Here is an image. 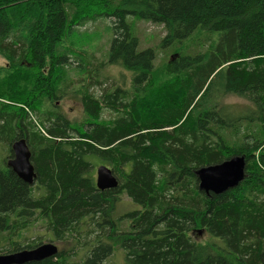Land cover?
I'll use <instances>...</instances> for the list:
<instances>
[{
  "label": "trees",
  "instance_id": "obj_1",
  "mask_svg": "<svg viewBox=\"0 0 264 264\" xmlns=\"http://www.w3.org/2000/svg\"><path fill=\"white\" fill-rule=\"evenodd\" d=\"M99 15L113 38L96 68L120 67L129 86L96 97L82 83L72 93L86 117L74 123L59 104L70 55L81 58L69 37ZM129 17L163 24L159 49L177 55L157 63V49L140 50ZM0 53V146L11 157L26 138L37 173L34 188L0 160V233L36 218L51 240L81 223L99 229L80 262L62 249L24 264H102L116 246L123 264H264V0H0ZM102 103L119 115L102 118ZM235 155L247 162L238 186L199 188L198 169ZM89 156L110 165L117 187H96ZM123 193L142 209L115 217ZM197 230L210 238L196 241ZM42 243L11 240L8 251Z\"/></svg>",
  "mask_w": 264,
  "mask_h": 264
},
{
  "label": "rangeland",
  "instance_id": "obj_2",
  "mask_svg": "<svg viewBox=\"0 0 264 264\" xmlns=\"http://www.w3.org/2000/svg\"><path fill=\"white\" fill-rule=\"evenodd\" d=\"M128 21L132 25L133 33L139 38L140 50L147 47H153L155 50L157 49V63H161L164 57L166 58L165 60L168 61L177 55L172 50L165 51L159 49V43L166 34L163 24L147 20H134L133 17H129ZM83 23L84 24L79 28L78 26L74 27L72 30L73 32L69 37L74 45L73 51L79 54V57L81 58L70 55L71 64L67 68V74L69 75L67 92L59 101L61 110L74 123H82L86 117L83 103L75 96V93H72L75 88L81 87L82 83H89V91L96 97H100L103 91L120 88L121 86L128 89L127 87L129 86V77L127 75L125 76V82H122V80L119 79V77H122L120 67L110 65L105 69L101 68L98 70L96 68L98 63H102L105 60V54L109 49L113 38L112 19L104 15H99L96 18L88 20L87 22L84 21ZM207 46L208 44L204 43L202 48H206ZM7 63L8 60L0 53V66L8 67ZM79 65L81 68L78 67ZM78 69L85 70V74H80L81 72ZM1 74L7 76L9 74L8 69L2 70ZM19 75L23 78L25 77L24 74ZM82 77L85 78V80H83ZM26 78L27 76L25 79ZM8 94L9 93L6 92V95ZM226 101L233 104L235 108H239L245 103L244 98L240 96H230ZM102 106V118L109 120L114 119L119 115L118 112L116 113V111L112 110L113 108L108 107L107 103H102ZM10 155L11 152H9L8 148L0 146V160L2 158L9 159ZM88 159L93 163L91 174L94 176L95 180L97 168L100 165H107L110 167L107 162L98 157L89 156ZM113 173L116 177L118 176L114 171ZM117 179L119 180L118 177ZM35 182L36 180L30 184L34 186V188H36ZM139 209H142L141 205L133 202L126 193H123L121 196V202L116 209L115 217H118L127 211ZM119 229L122 231L129 230L130 220H121ZM78 230V232H73L72 235L67 236L64 241L51 240L54 239L53 234L47 231L44 220L36 218L34 221L27 223L25 227H16L11 231L0 233V254L12 253L8 251L10 249L9 242L11 240L20 241L24 247L28 243L37 240H41L43 243L54 241V243L58 245L59 250H66L68 254L71 255L73 261L80 262L85 252L84 244L87 243L88 245V242L96 236L99 229L94 226L89 227L87 223H81ZM86 230H88L89 233H86ZM190 235L196 241H204L210 238V235L204 230L192 231ZM124 261L125 250L116 246L114 252L102 264H123Z\"/></svg>",
  "mask_w": 264,
  "mask_h": 264
},
{
  "label": "water",
  "instance_id": "obj_3",
  "mask_svg": "<svg viewBox=\"0 0 264 264\" xmlns=\"http://www.w3.org/2000/svg\"><path fill=\"white\" fill-rule=\"evenodd\" d=\"M13 156L7 164L25 182L32 184L37 177L32 162V152L26 138H19L12 143ZM245 156H234L221 163L211 164L197 170L199 188L207 194H220L238 186L246 176ZM96 187L101 190L117 187L119 180L107 165L97 168ZM59 247L54 242L39 244L34 248H25L12 253L0 254V264H24L56 256Z\"/></svg>",
  "mask_w": 264,
  "mask_h": 264
},
{
  "label": "bare ground",
  "instance_id": "obj_4",
  "mask_svg": "<svg viewBox=\"0 0 264 264\" xmlns=\"http://www.w3.org/2000/svg\"><path fill=\"white\" fill-rule=\"evenodd\" d=\"M235 156H243V155H235ZM234 157V156H233ZM112 169V168H111ZM113 170V169H112ZM96 177H97V175H96ZM96 184V183H95Z\"/></svg>",
  "mask_w": 264,
  "mask_h": 264
},
{
  "label": "flooded vegetation",
  "instance_id": "obj_5",
  "mask_svg": "<svg viewBox=\"0 0 264 264\" xmlns=\"http://www.w3.org/2000/svg\"><path fill=\"white\" fill-rule=\"evenodd\" d=\"M12 156H13V151H12ZM12 156H11V157H12ZM9 158H10V157H9Z\"/></svg>",
  "mask_w": 264,
  "mask_h": 264
}]
</instances>
